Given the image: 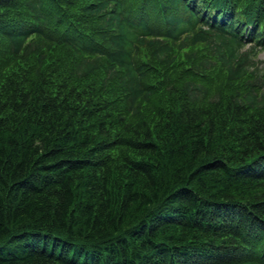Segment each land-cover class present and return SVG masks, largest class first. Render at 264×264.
<instances>
[{"label":"trees","instance_id":"16d2710c","mask_svg":"<svg viewBox=\"0 0 264 264\" xmlns=\"http://www.w3.org/2000/svg\"><path fill=\"white\" fill-rule=\"evenodd\" d=\"M264 0H0V264H264Z\"/></svg>","mask_w":264,"mask_h":264},{"label":"rangeland","instance_id":"374dc122","mask_svg":"<svg viewBox=\"0 0 264 264\" xmlns=\"http://www.w3.org/2000/svg\"><path fill=\"white\" fill-rule=\"evenodd\" d=\"M257 61H258V66L260 68H263L264 67V53L261 52L258 57H257Z\"/></svg>","mask_w":264,"mask_h":264}]
</instances>
